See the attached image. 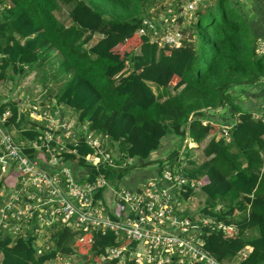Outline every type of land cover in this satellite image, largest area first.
<instances>
[{
	"label": "trees",
	"instance_id": "obj_1",
	"mask_svg": "<svg viewBox=\"0 0 264 264\" xmlns=\"http://www.w3.org/2000/svg\"><path fill=\"white\" fill-rule=\"evenodd\" d=\"M62 1L68 9L67 26L55 15L56 0H0V83L13 74L29 76L34 64L42 67L56 56L64 75L55 101L78 112L79 126H86L87 134L101 131L111 141L126 139L133 163L114 168L118 178L127 168L148 172L149 164L176 162L185 137L198 144L203 160H192L193 167L182 171L199 179L196 194L205 196L201 213L234 225L227 234L208 233L206 248L226 260L250 246L239 264H264V121L241 107L229 91L264 78V53L256 51V36L241 4L213 0L200 5L195 20L182 29L181 44L170 47L152 40L148 30L140 32L154 0ZM171 2L169 19L182 9L180 0ZM174 7L177 14L171 13ZM95 34L102 37L85 48ZM5 108L10 115L4 125H15L19 101L1 103L0 115ZM221 126L228 140L215 136ZM46 132L61 133L43 126L19 131L18 143L28 145L21 151L31 160L45 161L47 148L55 146V140L44 142ZM77 135L59 155L70 161L73 177L108 176L112 167L101 164L96 170L87 164L85 156L95 150L86 135ZM175 138L181 139L178 149L162 159ZM19 175L14 163L6 171L0 165V187L13 189ZM74 232L62 227L47 254H37L33 228L14 239L0 234V264H45L57 253L96 257L114 244L112 232H83L79 238Z\"/></svg>",
	"mask_w": 264,
	"mask_h": 264
},
{
	"label": "built area",
	"instance_id": "obj_2",
	"mask_svg": "<svg viewBox=\"0 0 264 264\" xmlns=\"http://www.w3.org/2000/svg\"><path fill=\"white\" fill-rule=\"evenodd\" d=\"M212 1L183 0L179 24L174 23L177 15L165 23V19H162L163 23H155L146 17L140 32L148 30L150 38L160 45L177 47L181 44L182 29L195 20L197 8ZM7 113L4 111L0 115V165L6 171L14 163L20 175L13 189L0 187V230L17 234L18 238L33 228L37 238L42 225L58 222L61 227L77 232L79 237L83 232L94 231L115 235L114 244L107 245L96 257L57 253L45 264H231L227 259L218 260L206 248L205 237L215 230L227 234L234 225L215 222L201 213L205 201L199 202L196 194L199 179L183 173L184 168L178 165L181 163L179 158L173 166L166 161L154 163L148 172L134 168L133 171L143 177L135 185L127 186L124 184L126 178H118L113 170L124 167L125 163H115L111 154L102 151L98 141L88 133L87 143L95 152L85 156L87 164L96 170L104 164L112 170L108 176L100 173L92 179L85 174L77 180L65 164L70 161H63L60 153L48 155L54 146L47 148L45 161L31 160L24 154L22 146L28 145L17 144L4 126ZM258 117L264 121V116ZM74 127L73 123L64 122L61 131L64 136L75 137L71 131ZM220 130L228 140L226 127L221 126ZM50 134L46 132L45 143L61 138ZM187 141L189 139L185 137L180 154L198 146ZM33 146L38 148L40 145L35 143ZM56 167L60 169L54 170ZM17 202L24 204L26 210L15 211ZM36 238L37 254L53 250L50 244H37ZM249 247L239 252L241 260L251 251H246Z\"/></svg>",
	"mask_w": 264,
	"mask_h": 264
},
{
	"label": "rangeland",
	"instance_id": "obj_3",
	"mask_svg": "<svg viewBox=\"0 0 264 264\" xmlns=\"http://www.w3.org/2000/svg\"><path fill=\"white\" fill-rule=\"evenodd\" d=\"M58 3V8L55 10V15L58 19V22L60 25H69L70 24V19L68 17V9L65 6V4L63 3L62 0H56ZM156 3H154L152 6H150L151 8H149V20L158 23V22H162V19H165L164 23L167 21L166 19L168 18L167 13L169 12V3H172L171 0H154ZM159 1V2H157ZM175 3V2H174ZM183 3V0H180V4ZM3 8V6H1ZM155 7V8H154ZM176 9H178V6H176ZM2 10V9H1ZM176 12V14L178 13V10L175 11V7L172 9L171 8V13ZM179 17V14L177 15V18ZM178 19H176V21L174 22L175 24H179V21H177ZM171 21V20H169ZM159 26V25H158ZM102 37V35L100 34H95L92 38L91 41H89L86 45H84L85 48H87L88 46H90L91 44H93V42L95 43L96 40L100 39ZM196 39L193 38V41H195ZM115 50L120 51L119 47H115ZM47 63H44L42 67L39 66V68H37V70H35L30 76V78L26 77H22V75L19 74H13V76H9L8 78H6L4 81H2L0 83V104L1 103H6L8 100H17L20 103L21 99H24L25 96H28L26 98H28L25 102V104L30 103L29 106H26L27 108H29V114H32V112H30V110L32 108V104L35 103L36 101H38L39 99H44L46 97V95L49 93L47 91V88H45V86H43L41 80H45V82H48L50 84V87L52 88L53 91L56 92V88L60 86V84L62 83V76L64 75V73L61 71V67L60 64L58 63V59L56 58H50L48 60ZM50 80H52L53 82H49ZM153 91L158 92V89L155 85L150 84ZM171 93V92H170ZM233 96H237V94H234V92H232ZM49 97H51V94L49 95ZM31 99V100H30ZM34 99V101H33ZM53 102V101H52ZM32 103V104H31ZM241 104H244L243 102H240ZM24 105V104H23ZM25 107V105H24ZM48 109V107H47ZM62 109H71L72 114H65V117H67L66 119H68V121H64L66 123H71L69 122V120L78 122L77 119V111L69 106H65L62 105ZM6 110L8 111L7 113V117L10 115V109L6 108ZM21 109H19L20 112ZM217 113V112H216ZM23 120L25 121H30V119L27 116V112L25 111L24 113L21 114ZM19 118V116H18ZM17 118V120H18ZM63 122V123H64ZM29 124H31V122H29ZM62 124V123H61ZM79 125V123H78ZM5 128L7 129V131L10 133V135L12 136V138L14 139V141L18 143V138H19V131H21L20 129H18L16 127V124L13 125H4ZM61 127V126H60ZM80 127V126H79ZM86 127V126H85ZM72 133H74L75 130H71ZM93 133L95 131H92ZM87 134V129L86 128H80L79 129V135H86ZM217 135L223 136L224 133L221 132V130H219L216 133V137ZM53 138L57 137V136H52ZM66 137L68 138V134H66ZM225 137V135H224ZM58 141H61L60 138ZM172 147L171 149H178V146L181 143V139L180 138H175L172 139ZM189 142V141H187ZM183 143V142H182ZM190 144H193L191 142H189ZM110 146H106V149L111 153L112 158L114 159L115 163L121 165L123 163H133V159H129L127 157V141L126 139H121L117 142L115 141H111L109 142ZM171 146V145H170ZM198 147V146H197ZM191 148L190 150L186 151L185 150V154L181 153L179 156V161L181 163H179L178 165H180L183 168H189V167H193L191 166L192 164V160L196 161L197 163L201 162L203 160V156L202 153L200 152V147L199 148ZM170 149V151H171ZM165 153L168 155L170 152L168 150L165 151ZM179 155V154H178ZM171 159V158H170ZM170 161L169 164H171L172 166L174 165V161L173 160H167ZM166 161V162H167ZM147 166H151V164L147 165ZM135 167H131V168H127L124 170V172H126L127 174H129ZM141 168H145V166L141 167ZM120 182L122 183V179L120 180ZM201 200V202L203 201V198L205 197L204 194L200 193L197 195ZM61 226L59 225L58 222H55L54 225L49 226V227H45L42 236L39 238V242L40 244H42L43 246L45 244H50L53 248L55 246V242L56 239H53V237L55 238V236L58 234V230H61ZM75 233V232H74ZM50 234H53L52 239H50ZM253 234H256V231L253 232ZM39 235V234H38ZM75 238H79V234L76 233ZM1 253V252H0ZM2 255H0L1 257ZM228 262H230L231 264H237L241 261V255L240 253L236 254L234 257H232L231 259H227ZM1 261V259H0Z\"/></svg>",
	"mask_w": 264,
	"mask_h": 264
},
{
	"label": "crops",
	"instance_id": "obj_4",
	"mask_svg": "<svg viewBox=\"0 0 264 264\" xmlns=\"http://www.w3.org/2000/svg\"><path fill=\"white\" fill-rule=\"evenodd\" d=\"M237 1L241 4L245 14L249 18L253 33L256 36V46H257L256 51L259 54H262L264 53V0H237ZM1 6L2 5H0V8L2 9ZM0 13H1V10H0ZM33 66L34 67L32 68V71H31L32 73L35 70H37V68H39V66H37L36 64H34ZM27 78H30V76H28ZM41 82L43 86L47 88V91L49 93L46 95L44 99H39L33 104L31 103L32 104L31 109L33 110H30V112H32V114H29V110H28L29 108L26 107V106H29L30 103L25 104L26 100L28 99L26 97L28 96H25L24 99L20 100L21 110L19 112V118L16 122V127L20 130H26V129H36L37 126H43V127H48L53 132L60 131L61 141H56V145L49 151L48 155L58 154L61 152L60 147H64L67 142H76L79 138L77 135V133H79V129L86 128V127L84 125H81L79 127L78 122L69 120V122L73 123L75 126L73 128V130H75L74 131L75 137L72 135L68 136V138L64 136V133L61 131L60 126H61V123H63L64 121H68V119H66L67 117H65V114L71 115L72 114L71 109H62L63 104L57 103L55 101L54 96L56 92L52 90V88L50 87V84L48 82H45V80H41ZM49 82H53V81L50 80ZM263 82H264V78L261 79L260 82L255 83V84L235 85L229 91L231 94L232 92H234V94H237V96H234V97L238 99V103L240 104L241 107L250 110L255 116H264V84ZM50 94H51V97H49ZM240 102H243L244 104H241ZM23 104L25 105V107ZM4 111L8 112L6 108L4 109ZM25 111L27 112V116L30 119V121L28 122L23 120L21 116V114L24 113ZM29 122H31V124H29ZM50 135H57V134L52 133ZM91 135L94 139L98 141V143L100 144V149L102 151L111 154L106 149V146L107 147L110 146L109 144L110 139L105 134H103V132L95 131L94 133L92 132ZM189 141L193 143L190 139ZM170 149L171 148H169L168 151H170ZM178 154L180 155V151L178 152ZM166 156L167 154L164 152L161 157L165 158ZM123 177L126 178V180L124 181L125 185L133 186L138 181L141 180L143 175L132 170L129 174L124 172ZM1 190L2 189H0V191ZM14 209L15 211H19V210L25 211L26 206L22 203L17 202L14 204ZM52 225H54V223L51 225H42L39 235L36 238L37 244H40L39 238L42 236L44 228L52 226ZM25 227L26 226H24L23 228V232L25 231ZM59 231L60 230H58L57 232ZM0 234H5V232L0 230ZM8 235L13 237V239L16 238L17 236V234H14L12 232H9ZM52 236L53 234H50V239H52ZM250 250L251 248L249 247L247 248L246 251L249 252ZM1 258L2 256L0 257V259Z\"/></svg>",
	"mask_w": 264,
	"mask_h": 264
}]
</instances>
